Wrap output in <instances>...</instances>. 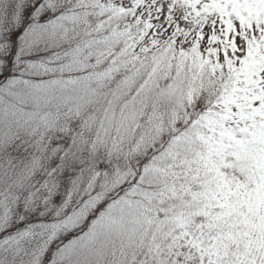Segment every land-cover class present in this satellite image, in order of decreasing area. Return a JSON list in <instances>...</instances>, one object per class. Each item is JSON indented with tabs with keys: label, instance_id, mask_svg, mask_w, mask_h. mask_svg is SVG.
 <instances>
[{
	"label": "snow or ice",
	"instance_id": "1",
	"mask_svg": "<svg viewBox=\"0 0 264 264\" xmlns=\"http://www.w3.org/2000/svg\"><path fill=\"white\" fill-rule=\"evenodd\" d=\"M0 264H264V0H0Z\"/></svg>",
	"mask_w": 264,
	"mask_h": 264
}]
</instances>
